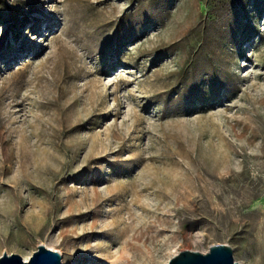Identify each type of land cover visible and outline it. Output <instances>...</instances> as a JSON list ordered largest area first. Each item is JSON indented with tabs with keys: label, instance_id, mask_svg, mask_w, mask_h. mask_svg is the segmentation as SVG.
I'll use <instances>...</instances> for the list:
<instances>
[{
	"label": "rangeland",
	"instance_id": "rangeland-1",
	"mask_svg": "<svg viewBox=\"0 0 264 264\" xmlns=\"http://www.w3.org/2000/svg\"><path fill=\"white\" fill-rule=\"evenodd\" d=\"M264 264V0H0V257Z\"/></svg>",
	"mask_w": 264,
	"mask_h": 264
},
{
	"label": "water",
	"instance_id": "water-1",
	"mask_svg": "<svg viewBox=\"0 0 264 264\" xmlns=\"http://www.w3.org/2000/svg\"><path fill=\"white\" fill-rule=\"evenodd\" d=\"M59 253L47 249L43 245L37 247L28 263H24L17 255L7 257L3 254L0 264H60ZM167 264H238L233 261L232 250L226 245H212L206 254L195 251H182L171 258Z\"/></svg>",
	"mask_w": 264,
	"mask_h": 264
},
{
	"label": "bare ground",
	"instance_id": "bare-ground-1",
	"mask_svg": "<svg viewBox=\"0 0 264 264\" xmlns=\"http://www.w3.org/2000/svg\"><path fill=\"white\" fill-rule=\"evenodd\" d=\"M44 247H45V246H44ZM48 249H51V248H48ZM36 251H37V250H36ZM207 252H208V251H207ZM207 252H206V253H207ZM206 253H204V254H206ZM201 254H202V253H201ZM204 254H203V255H204ZM11 256H12V255H11ZM175 256H176V255H175ZM7 257H10V256L7 255ZM0 258H1V257H0ZM172 258H173V257H172ZM28 260H29L28 258H24V263H28Z\"/></svg>",
	"mask_w": 264,
	"mask_h": 264
}]
</instances>
